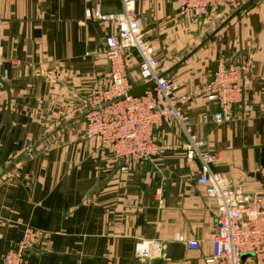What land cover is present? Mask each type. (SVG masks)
I'll return each mask as SVG.
<instances>
[{
    "label": "crops",
    "instance_id": "crops-1",
    "mask_svg": "<svg viewBox=\"0 0 264 264\" xmlns=\"http://www.w3.org/2000/svg\"><path fill=\"white\" fill-rule=\"evenodd\" d=\"M135 1L159 71L178 84L179 97L210 81L221 62L253 56L244 101L221 123L213 119L217 102L204 95L181 106L191 134L219 156L213 170L246 192L264 191L254 175L264 164V0L218 31L225 11L191 20L180 18L176 0ZM97 7L117 14L123 2L0 0V263L30 226L40 231L30 264H149L140 244L178 235L184 257L163 264H207L219 205L197 182L201 162L179 150L122 168L85 136L89 99L108 83L106 38L115 32L88 17ZM139 61L135 50L126 55L130 85L141 84ZM155 136L187 140L176 122Z\"/></svg>",
    "mask_w": 264,
    "mask_h": 264
},
{
    "label": "built area",
    "instance_id": "built-area-1",
    "mask_svg": "<svg viewBox=\"0 0 264 264\" xmlns=\"http://www.w3.org/2000/svg\"><path fill=\"white\" fill-rule=\"evenodd\" d=\"M182 19L196 20L219 11L237 9L246 0H176ZM123 9L117 14H105L99 7L88 12V17L101 23H111L115 32L106 38V58L109 64L108 83L99 85L89 99L90 108L85 112V136L98 140L101 149L127 168L132 163L164 156L181 150L189 160L201 162L197 182L204 186L208 198L218 202L217 228L211 237L213 253L207 264H246L251 258L264 264V191L246 192L243 187L229 180L223 173L213 170L219 156L201 147L191 134L189 116L181 103L204 95L216 101L219 111L213 114L221 123L229 111L243 102L253 81V60L218 65L212 79L189 95H176L178 84L159 71V62L153 45L143 31L135 0H122ZM135 50L140 58L141 83L154 81L142 95L128 96L132 85L128 81L126 55ZM176 122L187 140L182 143L158 141L155 130ZM257 172L264 179V164ZM162 203V200H159ZM40 231L26 227L23 239L3 255L0 264H30L25 252L35 249ZM178 241L185 238L178 235ZM198 248V241H189ZM138 254L148 260L162 254V241L149 239L139 246ZM247 254L248 257L244 258Z\"/></svg>",
    "mask_w": 264,
    "mask_h": 264
},
{
    "label": "water",
    "instance_id": "water-1",
    "mask_svg": "<svg viewBox=\"0 0 264 264\" xmlns=\"http://www.w3.org/2000/svg\"><path fill=\"white\" fill-rule=\"evenodd\" d=\"M256 0H246L239 8L232 11V13L229 15V17L223 21L216 29V31L220 30L222 27H224L229 21H231L232 18L235 16H238L242 11L248 9L251 7ZM213 36H209V38H212ZM154 81H149L147 83H141L139 85H132L129 89L127 95L128 96H138L142 95L147 88H153ZM121 164V162H120ZM259 180H262L261 175L256 172L254 174ZM180 242V241H179ZM162 242V254L161 258L153 259L149 261V264H163L164 260H180L184 257V250H185V244L184 242ZM34 250H27L25 252L26 255L30 254ZM248 257L247 254L244 255V258ZM147 261V260H145ZM134 264H141L140 260H136Z\"/></svg>",
    "mask_w": 264,
    "mask_h": 264
},
{
    "label": "rangeland",
    "instance_id": "rangeland-1",
    "mask_svg": "<svg viewBox=\"0 0 264 264\" xmlns=\"http://www.w3.org/2000/svg\"><path fill=\"white\" fill-rule=\"evenodd\" d=\"M244 2H245V1H244ZM244 2H243V3H244ZM243 3H242V4H243ZM242 4H241V5H242ZM241 5H240V6H241ZM240 6H239V7H240ZM239 7H238V8H239ZM234 10H235V9H234ZM234 10H227V11L224 12L225 15H227V18L229 17L228 15H230V14L232 13V11H234ZM221 12H222V11H219L218 13H216V14H211V15H217V14H219V13H221ZM245 58H251V59L253 60V56H252V55H243V56L240 57V59L234 60V61H232V62L241 61V59H245ZM244 98H245V96H244ZM243 101H244V99H243ZM156 259H157V258H156ZM146 260H148V259H146Z\"/></svg>",
    "mask_w": 264,
    "mask_h": 264
}]
</instances>
